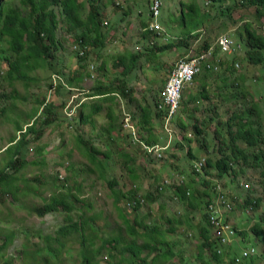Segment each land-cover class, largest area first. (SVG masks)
I'll use <instances>...</instances> for the list:
<instances>
[{
  "label": "rangeland",
  "instance_id": "obj_1",
  "mask_svg": "<svg viewBox=\"0 0 264 264\" xmlns=\"http://www.w3.org/2000/svg\"><path fill=\"white\" fill-rule=\"evenodd\" d=\"M149 2L150 0H106L104 3L105 21H109L106 31L113 36V43L107 46L104 51L101 50V54L92 55L93 60H89L92 74L84 73L85 79L82 83L75 82L59 91L58 88L51 89L55 82L54 74L56 72L44 64L40 68L29 71V74L35 79L28 83L17 80L12 85L4 78L8 70L5 57L11 56V54L3 50L7 47L6 42L0 45V169L9 159V154L5 150L9 141L14 136L18 139L21 134L17 130V123L21 124L23 131L31 122H34L36 128L39 127L41 119L45 116L42 107H48L51 103L56 111H63V115L57 118V113L54 110L55 114L51 117L56 116L55 121L44 127L39 138L22 148L23 158L31 160L30 158L43 154L41 157L43 161L30 162L18 173L19 198L17 200L10 193L4 196L3 204L0 202V235H5L10 231L16 232L14 242L7 251L0 255V263L2 259L11 255H17L23 259L20 254L23 244H25L29 250L43 249L37 264H85L83 253H89L92 264H136L138 259L132 256L131 252L124 251L128 244L134 242L130 224L126 220L134 222L136 219L134 214H136L147 226V228L139 230L141 233L158 228L167 234L171 241L177 242L175 249L177 257L164 264H200L201 261L197 260V255L200 252L199 247L203 238L198 226L202 211L180 202L175 196L174 189L191 180L195 182V187L200 188L204 185L205 180L209 179L212 181L216 193L214 195L215 204L223 205L224 202H229L231 207H235V214L228 218V221L232 223L230 226L237 225L241 229H246V237L237 247V251L255 247L257 254L261 253L259 262L264 264V245L249 227L251 219L254 218L253 214L258 215L260 211L250 208V212L245 211L243 219H241V213L245 210L242 207V196L250 193L254 201L257 193L262 189L259 183L263 165L256 163L253 152L261 156L260 152L264 151V143L254 148H247L246 145L240 144L248 149L250 162L244 166L243 173L239 174L238 177L242 176V178H239L235 184H230L226 178L219 179L216 176H207L203 173L200 176L193 175L195 162L209 157L207 153H197L198 160L194 161L187 155L189 146L186 145L182 149L175 148L173 145L164 156L166 162L160 161L155 156L149 155L141 145L133 143L131 133L124 127L121 128L124 118L125 127L129 119L125 113L134 116V119L141 123L138 104L152 102L153 96L159 100L162 98L163 82L171 65L179 58L180 49L171 46V49L162 53L154 62L146 61L144 56L139 59L140 68L131 75L129 82V86L133 88L132 95L129 97L133 100H130L129 97H122L120 100L118 94L114 95L115 98L108 100L102 99L101 95L89 96L86 94L98 80L109 84L116 83V77L122 68L119 64L114 65L119 54L128 58L134 51L144 48V42L160 46L170 41L178 43V38L184 37V40H189L192 45V52L199 54L203 49L204 42L197 41L191 34L197 26V21L203 22L198 26L201 30H196L200 34H204L202 33L204 30L205 33H209L212 28L210 26L214 27V35L209 37L213 48L198 58L203 62L207 57H211L210 53L215 47L217 48V41L222 33H228L233 38H240L239 29L241 27L243 29L245 23H251L253 27L259 24V32L264 35V12L256 16V4H250L247 0H221L219 3H212L209 0H164L162 16L159 21L165 34L161 35L155 32L154 35L144 37L142 21H153ZM6 3L15 6L18 0H6ZM190 6L195 7L196 10L194 11ZM257 6L259 7L260 3H257ZM189 7L191 13L188 11ZM198 7L201 12L198 11ZM185 13H187L185 15L186 27H181L179 23H184L183 14ZM59 31L64 45L57 52L54 66L59 70L58 82L65 83L68 75L70 76L81 68V62L77 55L79 48L75 46V38L67 32V29ZM243 36L242 40H238L245 43L246 34ZM234 55L230 54L224 57L229 67L227 70L224 68L222 71L219 70L216 62L212 64L214 67L213 76L216 81L212 82L214 86L210 87V94L218 96L224 101L220 105L219 111H209L206 108L207 101L200 98L198 100L201 101H191L190 110L179 116L181 117L180 122L183 121L188 126L187 133L193 135L192 144L195 150L198 146L196 142L205 139L209 140L208 150L212 152L218 149L222 135L219 134L217 137L215 133L222 130L223 134H226L223 117L233 114V111L239 109L240 106L247 108L254 103L258 106L254 124L260 127L264 136V66L253 63V65L246 66V58L239 61L243 58L241 52L237 58L243 64L241 70L233 69V64L236 62ZM181 60L191 61L184 58ZM103 61H105V67L100 70L99 65ZM156 63H160L162 68L155 70ZM175 69L176 64L171 68V72ZM226 73L232 76L244 74L245 81H240L239 86L231 83L229 87L224 88L223 77L226 76ZM244 84L250 90L249 92L243 87ZM201 86L202 84L199 86L197 81L193 85L187 86L184 98L189 99L191 92L188 88ZM68 88L72 90L68 91ZM217 88L221 89V95L215 91ZM199 90L200 88L193 93H197ZM243 92L246 94L241 97ZM234 95H237L239 100L233 97ZM77 101L78 103H76ZM94 106L101 108L99 112L91 114L90 121L87 123L78 122L81 112L90 114V109ZM35 112V116L30 118ZM59 121H61L60 125H58ZM110 122H113L116 128L108 132ZM197 123H202L201 126L205 130L203 136H198L195 131L194 125ZM157 132L165 137L163 129H157ZM77 134H81L88 143L97 148V155L100 158H104L103 152L110 151L108 157L112 161L107 163L112 171L111 177H116L120 182L119 185L113 189L110 188L108 179L99 180L100 174L96 169L91 175L78 171L80 163L88 161V159L84 153L86 152L85 146L75 142ZM180 135L184 136V131H181ZM163 141L165 144L167 143L166 140ZM185 143L188 142L185 141ZM161 145L163 146V143ZM78 149L82 152L81 155H79ZM127 155H130L131 159ZM211 155L216 159L219 157L217 152ZM131 167L132 169H130ZM214 174H217V170ZM136 175L140 178L135 181L133 177ZM164 180L170 181L165 182L168 190L157 194L156 201L150 202L147 194L156 190L157 185ZM214 180L219 181L216 184ZM249 182L253 183V189L242 191V187H246ZM223 186L228 193L227 196L224 194ZM69 190L81 200L77 201L68 196L73 211L68 212L61 209L49 212L44 216H40L36 212L39 207L49 202L52 196L67 194ZM114 190L118 193L122 191L127 196L119 204L115 202L117 195ZM130 192L136 193V197H146L148 203L141 206L139 211H129ZM95 213H99L102 219L95 216ZM68 214H71L75 220H78L83 214L84 220L92 219L97 222L96 228L87 226L84 237L81 231H79L80 233L77 231L74 236L58 237V230L68 222ZM123 215H126V218H123ZM239 219L241 220L235 222ZM118 236L120 242L114 243L118 247L116 250H110L113 247L112 244H108L103 250L105 240L110 242ZM144 240L143 238L139 242L143 244ZM46 249L52 250L53 256L47 255ZM232 252L233 249L228 250L226 254L231 256ZM46 256L49 259H46ZM203 258L212 261L209 251L204 252ZM254 261H258L257 258H254ZM33 263L35 262L31 261V264ZM212 263L216 264L213 261Z\"/></svg>",
  "mask_w": 264,
  "mask_h": 264
},
{
  "label": "trees",
  "instance_id": "obj_2",
  "mask_svg": "<svg viewBox=\"0 0 264 264\" xmlns=\"http://www.w3.org/2000/svg\"><path fill=\"white\" fill-rule=\"evenodd\" d=\"M106 0H18V3L15 6L9 5L6 3V0H0V45L3 42H6L7 47L4 48V51L10 52L11 56L5 57L7 59V72L4 78L9 81L12 85L17 80L23 81L24 83H28V81L35 79L33 76L29 74V71L33 69H37L45 66H49L53 71L56 72V75H59V70L54 66V59L57 56L58 50L64 45L62 41L63 38L59 35V30L67 29V32L75 38V46L79 48L78 58L80 60L81 68L74 71L70 76L68 75L65 83L54 82L51 86L52 90L58 88L62 90L65 86H70L75 82L82 83L85 79L84 73L92 74L90 71V63L89 60H93L92 55L99 53L107 46H110L113 43V36L106 31V26L109 25V21H105V7L104 3ZM214 3L219 2L221 0H210ZM153 0H150V4H153ZM250 4H256V16L261 15L264 12V0H247ZM257 3H260V6H257ZM120 5V3H118ZM263 4V5H262ZM192 9H194L193 6ZM189 7L191 13V8ZM196 10V9H195ZM194 10V11H195ZM198 11L201 10L198 8ZM183 14L184 23H179L181 27H186L185 23V15ZM231 18V16H229ZM197 26L191 34L193 38H196L199 42H204L203 49L199 54H194L192 52V45L189 43V40H184V37H179L178 43L174 41H170L169 43L162 44L157 46L156 44H151L150 42H144V48L134 51L130 57H126L123 54H119L117 62L114 64H119L121 66V72L116 77V83H105L103 80H98L91 89L86 92L89 96L101 95L102 99L108 100L115 98V94L118 93L122 97H129L132 95L133 88L130 87L131 75L134 74L139 68L138 61L144 56L146 61L154 62L157 60L162 53L168 51L172 47H177L180 49V54L178 57L184 58H195L200 57L201 54L209 52L211 48H213V43L209 39L212 34L214 35V27L211 28L209 33H205V30L202 32L204 34H200L196 30H201L198 28L202 23L197 21ZM143 28H148L149 22L142 21ZM209 25V24H208ZM259 24L256 27H253L251 23H245L239 29L240 31V40L244 37L243 34H246V41L242 43L241 48L239 49V53L243 54V59L246 58V66L258 64L259 66H264V35L259 32ZM191 33V32H190ZM154 30L145 29L143 30V36L148 37L150 35H154ZM188 39V38H185ZM239 43V40H236V44ZM102 50V51H101ZM81 51V52H80ZM92 57V58H91ZM237 57H235V61ZM242 60V59H241ZM217 63L219 66V70L229 69L227 66V62L225 59H221L219 56V45L217 44V53L214 52L210 59H206V62L203 64V71L200 75H197L193 81V85L195 81L199 83L201 87H190L188 90L191 92L189 95V99L183 97L181 104V111L183 114L187 113L191 108V101H196L198 99H203L207 101L206 108L209 111H219V107L223 104L218 96H211L210 87L214 86V82L216 78L213 76L214 70L213 68L207 69L208 64ZM235 63V62H234ZM253 63V64H252ZM105 67V61H103L99 65V69H103ZM237 67V66H236ZM236 67L233 69H236ZM253 67V66H252ZM250 67V68H252ZM94 68V65H92ZM155 70H159L162 68L160 63H156L154 66ZM87 69V70H86ZM170 70V69H169ZM227 74V73H226ZM168 75L163 82L166 83ZM224 86H228L232 81L228 82V77H223ZM199 79V80H198ZM237 79V86H239V82L245 81V75L239 74ZM213 82V83H212ZM235 83V82H234ZM59 84V85H58ZM188 85V86H189ZM243 87L249 92L250 90L247 88L246 84ZM194 88V89H193ZM200 90L197 93H193L194 91ZM164 91L165 88L163 87ZM187 89V87H186ZM185 89V91H186ZM72 90L68 88V91ZM216 92L221 95V89H215ZM237 92V91H236ZM185 93V92H184ZM246 92L241 93V97L245 95ZM163 96V95H162ZM237 100L239 98L237 95H234ZM130 98V97H129ZM133 100V98H130ZM236 100V101H237ZM201 101V100H198ZM78 103V101L76 102ZM161 103V99L153 96L152 102H147L146 104H138L141 113V127L145 128L149 134L154 132L153 122H163V119L167 116L165 110H160L159 105ZM64 104V103H62ZM196 108V107H195ZM98 106H94V108L90 109V114L81 113L80 119L81 122H89L90 115H94L98 113ZM53 103L48 107H42V111H44L45 116L41 119V124L39 127H35L34 122L28 124L27 128L23 131V128L20 123H17L18 131H20L19 139L14 136L10 141L9 145L6 147V152L9 154V159L6 161L4 167L0 169V202L3 204L4 196L12 194L13 198L16 200L18 197L19 186L17 185L18 173L30 162L37 163L35 160L39 159L40 155H37L34 159H26L21 155L22 148L28 145L30 142L39 138L43 132L44 127L49 126L52 122L55 121V117H61L63 111H56L57 115L55 117H51L54 113ZM59 110V108H58ZM258 113V106L254 103L251 107L244 108V106H240L239 109L233 111V114H229L223 119L225 120L226 126V134H223L222 130H219L215 133V136L219 137L221 134V141L218 149L214 150L219 154L218 159L215 157H209L207 159V165L205 166V174L207 176H216L219 179L226 178L230 184H235L236 181L241 177H238L239 171L243 170L241 166V161L247 163L248 152L246 148L242 147L240 144H244L249 147H256L260 144L264 143V136L262 135V131L254 126V116ZM36 112L32 114L30 118L35 116ZM91 115V116H92ZM134 117V116H133ZM73 123V122H72ZM159 123V122H158ZM222 123V121H220ZM202 123H197L194 125L195 131L197 135L203 136L204 131L201 127ZM181 127L183 130H187L188 126L182 121ZM116 127L112 125L108 127V132L110 130L115 129ZM223 129V130H225ZM112 135V133H109ZM79 138L82 136L81 134H77ZM229 141H228V139ZM148 144H154L161 142L160 138L156 139L150 137L148 140L145 139ZM190 143H192V139H188ZM205 143L202 144V148L209 149V141L204 140ZM208 142V146H207ZM14 143V144H12ZM12 144V145H11ZM82 144L85 146L86 152L85 154H91V162L95 166L92 171L95 169L98 170L100 177L99 180L105 178L108 179L110 188H115L119 185V180L116 177L112 176V171L109 169L108 161H112L109 156V150L103 152L105 154L104 158H100L97 153V148L88 142L82 141ZM181 146L184 149L183 145ZM41 150V149H40ZM263 155V165H264V151L260 152ZM188 157L195 159L197 155L195 151L191 148L187 153ZM161 161L166 162L165 158ZM235 162V164L231 167L230 162ZM259 162V161H258ZM237 166V167H235ZM132 169V167L130 168ZM215 170H217V174H214ZM193 175L200 176V172L196 169L192 171ZM264 176V173H263ZM140 177L138 175L134 176L133 179L136 181ZM164 181L159 183L156 187V190H152L147 195V198L150 202H155L157 194L161 193ZM250 183V182H249ZM195 182L193 180L184 182L182 185L176 187L174 193L175 196L183 202L187 204L189 207L193 209H201V219L199 221V232L201 233L204 243L200 246V255L199 259L201 260L200 264H223L224 257H226V253L228 250L232 248V243H228L225 245V242H222L224 236L220 235L218 238L211 237L210 234L213 230L214 224L209 221L210 214L213 211H208V206L214 203V187L212 186V181L205 180L204 185L200 188L194 186ZM250 184H253L252 182ZM223 190L225 193L226 189L223 186ZM115 191V190H114ZM117 198L115 202L119 204L122 202V199L127 197L122 193H118L115 191ZM249 194L242 196V207L247 203H250ZM129 199L132 200L136 198V193L130 192ZM70 197H76L71 193V190L67 194H60L56 196H52L49 202H46L43 206L37 209V213L40 216H44L49 212L58 211L59 209H65L68 212L73 211L72 205H70V201L68 199ZM216 206V204H215ZM224 209H227L226 203L224 204ZM231 211H234L233 209ZM234 215V214H233ZM95 216H99L102 219V216L99 213H95ZM69 220L71 221L70 225H63L58 230V237L64 236H74L76 232H82V236H85V231L87 226L96 228L97 222L90 220H84L83 214L78 220H75L71 214L67 215ZM123 218H126V215H123ZM223 225L229 226L232 223L228 221L227 217H223ZM135 224L132 225L130 220H126L128 224H130V232L134 237V242L128 244L125 248V252H131L132 256L138 259L136 264H164L166 262L174 259L173 248L169 247L164 241V236L158 229H153L152 231H146L145 233H141L139 230L144 228V222H140L138 218H136ZM97 231V229H96ZM253 232L257 237L263 236L264 230L262 228H258L255 226L253 228ZM64 235V236H63ZM16 237L15 231H10V233H5V235H0V255H2L9 246L14 242ZM145 238V242L141 244L139 240ZM119 236L115 238L113 241L108 242L104 241L103 250L108 246V244H112L113 247L110 250H116L118 247L114 245V243H119ZM84 245V244H83ZM48 251L47 255L53 256L52 250L46 249ZM205 251H209L211 254V260H206L203 258V254ZM43 249L37 248L35 250L27 249V246L23 244V250L21 252L20 258L17 255H11L10 257H5L1 260L0 264H31V261H34L37 264L39 260V255H41ZM102 252V249H100ZM229 256V261L234 263L236 260L235 254ZM43 257V256H42ZM114 257V255H112ZM46 259H49L46 256ZM83 259L85 264H92V259L89 253H83ZM152 261V263H149Z\"/></svg>",
  "mask_w": 264,
  "mask_h": 264
},
{
  "label": "clouds",
  "instance_id": "obj_3",
  "mask_svg": "<svg viewBox=\"0 0 264 264\" xmlns=\"http://www.w3.org/2000/svg\"><path fill=\"white\" fill-rule=\"evenodd\" d=\"M162 1V8H161V13H160V15L159 16H156L155 15V10H154V8H153V4L155 3V0H154V2H153V4H151V17L153 18V21H151V22H149V26H148V28H144L143 30H145V29H150V30H154V32H156V33H158V34H165L164 32H165V30L162 28V26H161V24H160V21H159V19L161 18V16H162V10H163V6H164V0H161ZM210 1V0H209ZM210 2H212V1H210ZM212 3H214V2H212ZM216 3H219V2H216ZM199 8V7H198ZM196 8L194 7V9L193 10H195ZM158 23L159 25H160V29H156V28H152L151 27V25L153 24V23ZM239 39V37L238 38H233L232 36H230L228 33H226V34H224V33H222L221 34V36L219 37V39H218V41H217V44L219 45V56L221 57V59H223L225 56H228V55H230V54H235L234 56L235 57H237L238 58V56H240V53L238 52L239 51V49L241 48V46H242V44H241V42L239 41V43L238 44H236V40H238ZM214 52H216L217 53V48L215 47L214 48V50L210 53L211 54V57H212V55H213V53ZM211 57H209V58H207V59H210ZM184 57H180V58H178L172 65H171V68L176 64V62L177 61H179L180 59H183ZM196 59H198L199 57L197 56V57H195ZM184 59H189V60H192L193 58H184ZM241 59H243V58H241ZM241 59L239 60V61H241ZM238 60H236V62L233 64L234 65V67H236V70H241V65H243V64H241V62H239ZM204 62H206V60H204L203 61V64H204ZM212 65V64H211ZM171 68H170V70H169V76H168V78L170 77V73H171ZM212 68H213V70H214V67L212 66ZM207 69H209L208 67H207ZM203 71V70H202ZM202 72H200V73H198L197 75H200ZM196 75V76H197ZM195 76V77H196ZM238 76H239V74L238 75H236V76H232V75H228V74H226V77H228V82H230V81H232V80H234V82L232 81L231 83H233V85L234 84H237L236 82H238L235 78H238ZM194 77V78H195ZM58 78H60V76L59 75H56V74H54V80H55V82H58ZM168 78H167V80H166V83L164 84V88L166 89V87H167V81H168ZM230 83V84H231ZM190 84V83H189ZM189 84H187V86L189 85ZM230 84L228 85V86H224V88L225 87H229L230 86ZM166 86V87H165ZM186 86V87H187ZM186 89V88H185ZM184 92H185V90H184ZM184 92H183V97H184ZM113 94H118V93H113ZM165 91H164V93H163V96H162V98H161V103H160V105H159V109L160 110H165L166 111V114H167V116L163 119V122H160V121H158V122H153V129H154V132L153 133H151V134H149V132L145 129V128H143V127H141V124L142 123H140V122H137L135 119H134V117L133 116H131L130 114H128V113H125V116L126 115H128L129 116V119H128V121H127V126L125 127L124 125H125V118H124V122H123V125H121V128L122 127H124L125 129H127L130 133H131V138H132V142L133 143H137V144H139V145H141L143 148H144V150L149 154V155H151V156H155L158 160H162V159H164V156H166V152L173 146V145H175V148H181V146H179L180 144L181 145H183L184 146V148H185V146L187 145V146H189V149H188V151H187V153L190 151V149L192 148L194 151H195V154L197 155V153H201V152H205V153H207L208 154V156L209 157H212V155L211 154H214V153H216L215 151H210V150H208L207 148L206 149H204V148H202V144L203 143H205L204 142V140H199V141H195L196 143H197V150H195L194 149V145L192 144V143H190L189 141H188V139H192V142H193V135L192 134H189V133H187V130H183L182 129V127H181V122H180V120H181V117H179V116H181L182 115V111H181V106H180V109H179V111L175 114V115H173V116H171V110H170V108H166V107H164V108H161V105H163L162 103H163V101H164V98H165ZM119 95V94H118ZM120 96V95H119ZM183 97H182V100H183ZM122 98V96H120V100H122L121 99ZM81 105H82V103H80ZM181 104H182V101H181ZM81 113H83V112H81ZM85 114V113H84ZM63 115V112H62V114H61V116ZM81 115V114H80ZM141 121H142V119H140ZM61 121H62V119H61ZM61 121H59V123H58V125H60V122ZM81 122V119H80V116H79V118H78V122ZM255 121V120H254ZM81 123H83V122H81ZM84 123H86V122H84ZM185 123V122H184ZM186 124V123H185ZM62 125H63V123H62ZM112 125H114L113 124V122H110V124H109V127H111ZM187 125V124H186ZM115 126V125H114ZM254 126L255 127H257L258 129H260V127L258 126V125H255L254 124ZM116 127V126H115ZM202 128V127H201ZM157 129H163V132L165 133V137H163V136H161L158 132H157ZM188 129V128H187ZM203 129V128H202ZM181 131H184V136H181L180 135V133H181ZM127 134H128V132H127ZM153 136V138L154 139H156L157 137H159L160 138V140H161V142H159V143H154V144H148L147 142H146V138H147V140L150 138V137H152ZM199 136V135H198ZM202 136V135H201ZM19 139V138H18ZM163 140H166L167 141V143L165 144V142L163 141ZM82 141H85V142H88L83 136H81L80 138H79V136H77L76 135V137H75V142L77 143V144H82ZM185 141H187L188 143H185ZM206 141H209L208 139H206ZM228 141H229V139H228ZM161 143H163V146L161 145ZM207 145H208V142H207ZM242 147H244V148H246V146H242ZM79 151V155H81V153L82 152H80V149H78ZM246 150H247V152H248V154H249V151H248V149L246 148ZM87 155V159H88V161H85V162H81L80 163V166H79V168H78V171H81V172H84V174H86V175H91V173L93 172L92 171V169L95 167L93 164H92V162H91V160H90V158H91V154H86ZM37 156V155H36ZM36 156H34V157H32V158H30V159H34L35 160V157ZM43 156V154H40V157H39V159H37V160H41V161H43L42 159H41V157ZM249 156H250V154L248 155V158H247V163H249L250 162V159H249ZM253 156L255 157V160H256V163H262V165H263V155L261 154V156H259L258 154H256L255 152H253ZM127 157L129 158V159H131L130 158V155H127ZM209 157H205L204 159H202V160H200V161H196V160H198V156H197V158H195V159H192V160H194V161H196L195 162V166L193 167L194 169H196L198 172H200V174L201 173H203L204 175H206L205 174V166L207 165V159L209 158ZM26 159H29V158H26ZM218 159V158H217ZM36 161V160H35ZM259 161V162H258ZM247 163H244L243 164V161H241V166H242V169L244 168V166L247 164ZM235 164V162H230V166L232 167L233 165ZM235 167H237V166H235ZM241 173H243V170L241 171H239V173H238V176H239V174H241ZM263 173H264V165H263V169H262V171H261V178H260V183H259V185L260 186H262V189L260 190V192H258L257 193V195H256V200H254L253 201V199L254 198H251V194H249V198H247V199H250L249 200V202L250 203H247L246 205H244V208H245V210L241 213V219H243V215H244V213H245V211H248V212H250L249 211V209L250 208H253V210L254 211H260L259 213H258V215L257 214H253V219H251L252 220V222H250L249 223V227H250V229L252 230V232H253V228L255 227V226H257L258 228H262V230H264V176H263ZM174 176V175H173ZM207 180H209V179H207ZM214 181H216V184L218 183V181L219 180H214ZM165 182H170L169 180H164V183H163V185H164V188H162V191H161V193H164V192H166L167 190H168V186L165 184ZM82 183V182H81ZM95 183V182H94ZM91 184H93V183H91ZM90 184V185H91ZM241 184H243V183H241ZM215 185V184H214ZM175 185L173 184V187H174ZM176 189V188H175ZM175 189H174V191H175ZM250 189H253V184H250V183H248L247 185H246V187H242V191H249ZM72 193V192H71ZM73 194V193H72ZM224 194H226V196L228 195V193H224ZM73 195H75V194H73ZM148 195V194H147ZM76 196V195H75ZM78 197V196H77ZM157 196H155V198H156ZM73 198H75L77 201H81V200H79V198L77 199L76 197H74L73 196ZM177 198V197H176ZM129 199V198H128ZM178 199V198H177ZM179 200V199H178ZM180 201V200H179ZM238 201V200H237ZM236 201V202H237ZM236 202H235V205H236ZM148 203V200H147V198L146 197H136V198H134V199H132V200H130L129 199V202H128V204H129V206H128V210L129 211H134V210H136V211H139L138 209L141 207V206H145L146 204ZM226 203V205H227V209H224V204ZM224 204L223 205H219V204H216V206H215V201H214V203H212V205H210V206H208V211H213L212 212V214H210V219H209V221L211 222V223H213L214 224V226L215 227H213V230H212V232H211V234H210V236L213 238V237H216V238H218L220 235H223L224 236V238H223V240H222V242H225V245L226 244H228V243H232V248L231 249H233V252L232 253H234L235 254V257H236V260H235V262L234 263H231L230 261H229V257H227V254H226V257H224V259H225V261H224V263L223 264H261L260 262H259V260H260V258H261V253H259V254H257V250H256V248L255 247H251V248H244L242 251H237V247L238 246H240V244L242 243V241H244V239H245V237H246V235H245V228H239L237 225L235 226V225H233V226H224L223 225V220H224V218L223 217H227V219L230 217V216H232L233 214H235V207H231L230 206V203L229 202H224ZM257 204V206H254V205H256ZM234 210V211H231V210ZM59 210H61V209H59ZM52 212H55V211H52ZM252 214V213H251ZM131 216V215H130ZM134 216H135V218H138L139 219V217H138V215H136V214H134ZM132 219V218H131ZM223 219V220H222ZM241 219H239V220H237V221H235V222H238V221H240ZM133 220V219H132ZM71 221L72 220H69L68 219V222L66 223V224H64V225H70L71 224ZM137 220L135 219V221L133 222L132 221V225H135L136 227H138V225H136L135 224V222H136ZM139 221L140 222H143L142 220H140L139 219ZM131 222V221H130ZM144 227L145 228H147V226H145V222H144ZM139 228V227H138ZM155 230L156 229H158V228H154ZM153 230V229H152ZM151 230V231H152ZM158 231H160L159 229H158ZM161 232V231H160ZM172 232V231H171ZM173 232H176L175 230H173ZM164 236H162L163 237V241L169 246V247H171V248H173V253H174V258H176L177 257V252L175 251V249L177 248V242L176 241H171L170 240V238L167 236V234H164L163 232H161ZM254 233V232H253ZM200 235H201V233H200ZM256 236V235H255ZM201 237H202V235H201ZM243 237V238H242ZM257 237V236H256ZM203 238V237H202ZM257 238H259V241H261L262 243H263V245H264V232H263V236L261 237V235H260V237H257ZM145 239V238H144ZM145 242V240L143 241V243ZM204 243V239H203V242L201 243V245ZM235 243V244H234ZM200 245V246H201ZM200 248V247H199ZM231 249H227V250H231ZM226 253V252H225ZM199 255H200V252L198 253V255H197V260L198 261H201L200 259H199ZM254 258H257V260L258 261H254ZM223 259V260H224ZM215 263V262H214Z\"/></svg>",
  "mask_w": 264,
  "mask_h": 264
},
{
  "label": "built area",
  "instance_id": "obj_4",
  "mask_svg": "<svg viewBox=\"0 0 264 264\" xmlns=\"http://www.w3.org/2000/svg\"><path fill=\"white\" fill-rule=\"evenodd\" d=\"M162 4L161 0H155L153 8L156 16L160 15ZM151 27L156 29L161 28L156 22L153 23ZM207 67L211 68L212 65L208 64ZM203 69V62L196 58H193L190 62H186L181 59L177 61L176 69L170 73V77L168 78L166 84L167 87L165 86V98L161 108H170L171 116L175 115L180 109L183 92L187 84L191 83L194 77L198 73L202 72Z\"/></svg>",
  "mask_w": 264,
  "mask_h": 264
}]
</instances>
